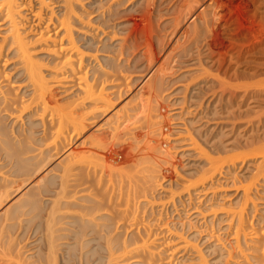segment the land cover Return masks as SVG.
I'll return each mask as SVG.
<instances>
[{
  "label": "bare ground",
  "instance_id": "obj_1",
  "mask_svg": "<svg viewBox=\"0 0 264 264\" xmlns=\"http://www.w3.org/2000/svg\"><path fill=\"white\" fill-rule=\"evenodd\" d=\"M50 3L0 0V264H264V0ZM184 155L203 163L178 192ZM247 160L225 207L213 188ZM208 190L194 222L161 217Z\"/></svg>",
  "mask_w": 264,
  "mask_h": 264
},
{
  "label": "rangeland",
  "instance_id": "obj_2",
  "mask_svg": "<svg viewBox=\"0 0 264 264\" xmlns=\"http://www.w3.org/2000/svg\"><path fill=\"white\" fill-rule=\"evenodd\" d=\"M50 1H51V0H49V3H50ZM51 3H53V2H51ZM51 3H50V4H51ZM55 4L57 5V3H54L53 5L51 4L50 7H52V9L49 8V10H53V9L55 8L54 6H56ZM55 9H57V7H56ZM55 9H54V10H55ZM49 10H48V11H49ZM48 11H47V9H46L45 14H44V17H48V16H47V15H48V13H47ZM35 24H36V23H34V26H35ZM37 24H39V23H37ZM37 24H36V26L39 27V25H37ZM1 25H2V23H0V41H1V36L4 35V34H3V33H4V32H3V31H4V30H3L4 28H2L3 25H2V27H1ZM36 26H35V27H36ZM36 29H38V28H36ZM161 32H162V31H160V33H161ZM164 32L166 33V31H164ZM164 32H162V33L165 34ZM162 33H161V34H162ZM100 52H101V51H100ZM99 54H103V52H101V53H99ZM104 54H105V52H104ZM191 56H192V57H191ZM191 56H188L187 58H184V59H186L187 61L184 60V59H182V63H183V64H182L181 67H183V68L181 69V67H180L179 69H181L182 71H183V70H184V71H188V70L191 69L190 72L193 71L192 68H191L190 66H192L191 64H193V65L196 64L198 60H196V63H195L194 61H192V60H195V59L200 58V57H199L200 55H198V54L196 55V53H193ZM195 56H198V58H197V57L195 58ZM190 57H191L192 59H191ZM8 58L10 59L11 56L8 57ZM188 59H189V62H188ZM10 60H11V59H10ZM13 60H14V59L11 60L12 63H13ZM183 61H184V62H183ZM190 61H192L191 64H190ZM185 62H188V63L190 64V66H186V67H187V68H186L185 65H189V64H188V63L185 64ZM9 63H10L9 65L12 64L11 62H9ZM6 67H7V66H6ZM6 67H4V68H6ZM9 67L11 68L12 65L9 66ZM9 67L6 68V69H10ZM192 67H193L194 71L197 69V67H194V66H192ZM2 68H3V67H2ZM188 68H189V69H188ZM198 68H199V64H198ZM13 70H14V69H12V71H13ZM181 70H180V71H181ZM6 71H8V70H6ZM182 71H181V72H177V73H178V74H179V73H182ZM184 71H183V72H184ZM8 72H11V70L8 71ZM14 72H15V70H14L13 72H11V74L14 73ZM145 73H146V72H144L143 75H145ZM191 73H192V72H191ZM9 74H10V73H9ZM135 74L140 75V72H137V73H135ZM178 74H177V75L175 74V75L178 76ZM13 75H14V74H13ZM13 75H10V76H13ZM193 75H196V73H193ZM173 76H174V75H173ZM176 76H174V77H176ZM188 76H189V77L191 76L190 73L188 74ZM201 76H202V75H201ZM206 76H207V75H206ZM199 77H200V76H199ZM204 77H205V76H204ZM187 78H188V77H187ZM187 78H186V79L183 78V79H181V80H179V81L174 82L171 86H168V87H169V88H168V91H167V93H166V91H165L164 94H168L170 90L173 91V89H177V87H179V86H181V85L185 86L184 84L187 83V82H186V80H188ZM190 78H191V77H190ZM200 78H201V77H200ZM189 80H190V79H189ZM175 84H176V85H175ZM173 85H174L175 87H174ZM177 85H179V86H177ZM172 86H173V87H172ZM135 87H136V85L133 86V88H135ZM171 87H172V88H171ZM183 88H184V87H183ZM183 88H182V90H179V91H180V92H179L180 94H179L178 92H176V94H174V95L171 96L170 98H169V97L166 98V100L168 99V101L165 102V105H168V103L170 104L169 99L171 100L172 97H173V98H175V96L178 97V94H179V97H180L181 94L184 95V93H183L184 89H183ZM169 89H170V90H169ZM172 91H170V92H172ZM204 91H205V90H204ZM208 92H209V91H208ZM211 92H212V91H211ZM211 92H210L209 94H211ZM202 93H203V91H202ZM67 95H70V92H67ZM182 95H181V97H182ZM202 95H204V97H205L206 95L209 96V95L207 94V91H206V95H205V94H202ZM207 96H206V97H207ZM67 97H68V96H67ZM123 97H124V96H123ZM126 97H127V95H125V97H124L123 99L121 98L120 101H118V102L116 103V107H118V106H120L121 104L125 103L124 101L127 100ZM122 100H123V101H122ZM119 102H120V103H119ZM122 102H123V103H122ZM166 103H167V104H166ZM117 105H118V106H117ZM174 106H176V105H173V106H172V105H171V106L169 105V107H170L171 109H173ZM171 109H170V110H171ZM175 120H176V119H175ZM175 120H174V122L171 121V123L175 124L176 122H178V121L175 122ZM240 120H241V119H240ZM243 120H244V119H242V121H243ZM240 122H241V121H238V124H241V123H242V122H241V123H240ZM244 122H245V121H243V124H244ZM171 123H170V124H171ZM173 124H172V126H173ZM243 124H242V125H243ZM241 128H242V129L245 128V124H244V126H242ZM243 131L245 132L244 129H243ZM176 135L179 136V134H176V133H175V136H176ZM239 138H240V135H238V137H236L237 140H238ZM242 139H243V138H242ZM74 145H76V144H73V146H74ZM239 145H240V144H236V146H239ZM234 151H235V150H234ZM235 153H237V152L235 151ZM251 155H252V154H251ZM190 156H191V155H187V156L184 155V156H182V157H178V156L176 157L177 159L179 158V162L181 163V166L185 165V163H186V165H185V167H184V166H183V167L179 166V167L177 168V171L173 173V176H175V177L171 178V181H172V183L174 184L173 187L177 188V187L179 186V187H178L179 189H180V187L182 188V186H180V185H182V183H184V182H181V179H183V178H185V177L187 178V176L190 178V176H189L190 173H186L185 171H190V170H191V173H192L193 170H194V172H195L196 170H198L197 168H198L200 165L197 166V167L195 166V167H196V170H195V169H194V166H193V168L191 167V166H192V165H190L191 162H192V164H193V162H194L195 164L198 163V162H199L200 164L203 163V162H201L202 160L199 159L198 157H195V156H194V158H195V160H194L193 157H190ZM182 158H183V159H182ZM196 158H197V159H196ZM197 160H198V161H197ZM199 160H200V161H199ZM185 161H187V162H185ZM240 161H241V160H240ZM248 162H251V161H248V160H247V162H245V164L242 163L243 165H241V167L237 166V164H236V166L238 167L239 170L237 169V172L234 173V174H235V177H234L233 173H231V172H230V174H229V172H228V173H224L225 175L222 174V175H223L222 177L219 175V177L222 178V181H220V182L218 181V183L215 184V187L212 186V187H214V188H213L214 190H215L216 188H218V189L220 188L219 192H218L217 189L215 190V191L217 192V193H216V197L213 196V197H215V198H217V197L219 196V195H217V194H220L221 189H223V190L221 191V193H223V194L225 195V197H223L224 195L222 194V196H221L220 198H222L224 202L222 201V199H220V200L222 201V202H221V201H220V202H221V203H225V207L227 206L228 202H229V203H233V202H231V201H232V200L234 199V197H236V195H237V194L243 189V186H242V185L245 183L244 180H247L249 174L252 173V171L249 170L248 168H249L250 166L252 167V166L254 165V162H252V165H251L250 163H248ZM199 163H198V164H199ZM238 163H239V162H238ZM247 163H248V164H247ZM198 164H196V165H198ZM237 167H236V168H237ZM189 168H190V169H189ZM253 168H254V167H253ZM253 168H251V169H253ZM178 169H179V173H182V176L187 175V174H188V175L185 176V177H183V178H180V177H182V176H180L181 174H177V173H178ZM183 170H184V171H183ZM248 170H249V171H248ZM250 171H251V172H250ZM194 172H193V173H194ZM183 173H186V174H183ZM195 173H196V172H195ZM226 174H227V175H226ZM231 174H232V176H230ZM178 175H179V176H178ZM190 175L193 176L194 174H193V175L190 174ZM195 175H196V174H195ZM242 175H243V176L245 175L244 178H245L247 175H248V176H247V178L242 179V178H243ZM177 176H178V177H177ZM219 177H217V178H219ZM231 177H232V178H231ZM233 177H234V179H233ZM249 177H250V176H249ZM221 178H219V180H220ZM223 178H227V180H226V179H223ZM179 179H180V180H179ZM232 179H233V180H236V181H233ZM240 179H241V180H240ZM242 180L244 181V183L242 182ZM169 181H170V180H168V181L166 180V182H165V181H164V182L162 181V182H163V185L167 184ZM182 181H184V180H182ZM223 181H225L227 185H224L225 182H223ZM227 181H228V183L230 182L229 185H228ZM260 182H261V181L258 180L257 183H260ZM164 183H165V184H164ZM220 183H221V185H222L221 187H220ZM262 183H263V182H262ZM262 183H261V185L258 184V185H259L258 188H259L260 190H261V189L263 188V186H264V183H263V184H262ZM177 184H179V185H178V186H175V185H177ZM168 186H169V185H167L166 187L164 186V188L166 189ZM173 187L170 186L169 189L171 190ZM175 188H174V189H175ZM178 188H177V191L179 190ZM210 188H211V187H210ZM161 189H162V188H161ZM165 189H163L162 192L160 191L161 194H162V193H165V192H166V194H167V192H168L167 189H168V188H167L166 190H165ZM174 189H173V190H174ZM213 189H212V190H213ZM237 189H238V190H237ZM164 190H165V191H164ZM214 190H213V191H214ZM175 191H176V190H175ZM181 191H182V190H181ZM208 191H209V190H208ZM208 191H207V192H204V191L196 192L197 194L193 192L194 194H193V196H192V200H191L192 202L189 203V206H188L189 208H188V207L185 208L186 206L184 207V206L182 205L183 203L180 204L179 202L176 203V205H177L178 207H177L176 205H174V206H173V205H172V206H169V205L167 204V205H168V207H166V209L168 208L167 211L164 209V211H166L167 213H166V212H162L163 215L161 214V217L163 216L164 219H165V218H167V219L169 218L168 221H170V219H173L174 216L178 218V213H179V215H180V216H179V217H180L179 219H181V222H182V221H185V224H186V222H188L189 219H191V222H192V221L194 222V221L197 219V216H196L197 214H196L193 210H196V211H199V212L205 211V210H203L204 205H202L203 202H204V199L206 200L205 197H207L211 192H213V191H211V190H210L209 192H208ZM178 192H179V191H178ZM178 192H177V193H178ZM183 192H184V191H183ZM183 192H182V193H183ZM182 193L180 192V195H181ZM185 193H186V192H184V194L181 195V196H185V197L187 198L188 195H186ZM240 193H241V192H240ZM166 194H165V195H166ZM198 194H200V195H198ZM226 194H227V195H226ZM258 194L262 197V199L260 198L261 200H260V199H257V200H256V202H258L259 204L257 203V205H258V206H256L257 209H256V210L254 209L253 212H251V215H252V214L254 215V216L252 217V221H251V222L254 223L253 225H255V229L258 227L256 230H258L259 233H260V232H262V231H261V230H262V227H263V229H264V219H263V221H261V223H258V224H257V221H256V220H259V218L262 219L261 217L264 218V198H263V197H264V191H262V192L260 191ZM177 195H179V194H177ZM214 195H215V192H214ZM204 196H205V197H204ZM201 199H203V200H201ZM187 201H188V200H187ZM187 201H186V202H187ZM201 201H202V202H201ZM227 201H228V202H227ZM186 202H185V204H186ZM226 203H227V204H226ZM179 204L182 205L183 210L185 209L184 211L181 209V207H180ZM195 204H196L197 208H193V210H192V207H194ZM200 204H201V205H200ZM192 205H194V206H192ZM170 207H172V208H170ZM175 207H176V208H175ZM256 207H255V208H256ZM169 208L171 209V211L169 210ZM174 208H175V209H174ZM176 209H177V210H176ZM168 210H169V212H168ZM172 210H173V211H172ZM179 210L182 211V212H180ZM171 212H172V213H171ZM183 212H186V213H183ZM33 213H34V212H33ZM156 213H157V212H156ZM168 213H169V214H168ZM204 213H206V214H205L206 216H209V215H210L209 212H208V213H207V212H204ZM219 213H221V212H219ZM171 214H172V215H171ZM181 215H182V216H181ZM261 215H262V216H261ZM158 216H159V214H158ZM170 216H172V217H170ZM183 216H184V217H183ZM259 216H260V217H259ZM198 217H201V218H202V217H204V215H199ZM167 219H165V220H167ZM187 224H188V223H187ZM224 225H225V221H222V222L219 224L220 227H222V226H224ZM219 226H218V227H219ZM197 227H199V225H197V224H195V223H194V224L192 223V227H190V228L187 227L188 229H184V231L186 232V234H189V233L195 231V229H196V230L204 229V226H203V225H202V228H200V227L197 228ZM218 227H215V228L217 229ZM215 228H214L213 230H211V231H213L212 233H214L215 236H217V237H214L213 240L216 239V241H219L220 244H222V245H226V244H228V246H229V242H228L229 238H230L229 241H231L232 239L234 240V237H231V235L228 234V233H227L228 235L226 234V236H225V235H224V232H222V230H221L222 233L220 232L221 234L219 233V231H218V233H217V230H216ZM209 230H210V229H209ZM214 230H216V232H215ZM217 234H218L219 236H218ZM223 236H225L226 238L228 237V238L226 239V238L223 237ZM157 237L160 238V237H162V236H157ZM222 237H223V238H222ZM217 239H218V240H217ZM220 239H221V240H220ZM211 240H212V239H210V240L208 239L207 242H205V244H204V243L202 244V246H206L209 242H211ZM208 241H209V242H208ZM232 242H233V241H232ZM223 243H224V244H223ZM226 246H227V245H226ZM226 246H223V247L225 248ZM228 246H227V247H228ZM217 253H218V252H217ZM224 253H225V252H224ZM213 254H214V253H213ZM215 254H216V252H215ZM166 255H167V254H165V256H166ZM178 255H180V254H178ZM192 257H193V256H190V257H189V260L186 261V262H184V264H195V263H194L195 259L192 260ZM224 261H225V263H226V259H225ZM223 263H224V262H223ZM225 263H224V264H225ZM228 264H231V262H228Z\"/></svg>",
  "mask_w": 264,
  "mask_h": 264
}]
</instances>
